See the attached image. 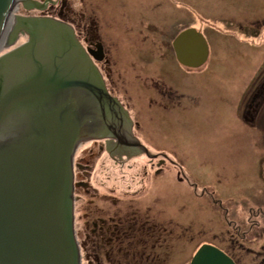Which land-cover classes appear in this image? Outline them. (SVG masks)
I'll return each mask as SVG.
<instances>
[{
    "label": "rangeland",
    "instance_id": "obj_1",
    "mask_svg": "<svg viewBox=\"0 0 264 264\" xmlns=\"http://www.w3.org/2000/svg\"><path fill=\"white\" fill-rule=\"evenodd\" d=\"M68 2L76 12L79 0ZM84 3L89 10L99 6V0ZM101 5L109 24V39L116 43V74L128 65V79L118 77L116 86L121 92L128 89V108L141 126L145 144L151 145L149 151L164 152L171 162L132 199L146 202L163 216L165 264H188L205 242L232 252L236 264H264V215H258L260 207V212L264 210V121L259 128L253 127L242 119L241 112V105L250 100L249 82L264 73V24H254L264 18V0H101ZM16 6L14 13L24 12L22 2ZM152 11L162 16L151 15ZM145 16L159 27L174 21L175 32L195 29L202 34L208 46L206 62L190 69L175 60L174 54L170 60L161 61L149 58L147 50L136 53L143 46L144 36L150 42L157 39L148 32ZM127 20L128 28L122 29ZM170 29L164 27L169 33ZM15 40L17 46L25 37ZM133 45L135 49L130 51ZM149 49L155 51L154 47ZM142 57H148L150 65L139 60ZM150 78L184 95L180 105L170 109L168 104V111L151 105L149 99H156L155 92L147 94L143 87L149 85ZM261 115L264 118V112ZM103 156L94 159L89 189L76 188L75 197L83 195L82 209L92 208L88 200L99 201L94 188L103 194L99 199L110 194L105 186L113 182H107V173L100 171ZM144 163L145 158L135 165L140 168ZM178 166L182 180L176 177ZM110 171L114 184H122L118 183L119 168ZM114 195L126 200L123 190ZM77 200L74 227L78 229L82 222L78 223L81 211ZM226 212L229 220L243 228L253 224L254 232L244 240L243 250H231L228 244L232 230L224 220ZM81 243L79 239L77 245ZM87 249L81 246V264H95Z\"/></svg>",
    "mask_w": 264,
    "mask_h": 264
},
{
    "label": "flooded vegetation",
    "instance_id": "obj_2",
    "mask_svg": "<svg viewBox=\"0 0 264 264\" xmlns=\"http://www.w3.org/2000/svg\"><path fill=\"white\" fill-rule=\"evenodd\" d=\"M18 1L22 2L21 7L26 14L14 15L13 26L8 32L10 40L8 44L1 47L0 55H4L14 48H21V51L17 60L7 61L6 64L11 66L13 63L25 60L24 54L31 51L43 54L34 48L43 46L41 43H45L44 40L49 39L48 48L45 47V50L52 52L58 58L64 52L73 54L77 67L73 68L71 74L74 75V71L79 72L80 70L81 79H85L87 85L93 89L84 91L86 96L88 95L86 100L90 102V107L88 105L87 108L92 109L93 116L86 126H84L86 123H81L80 127H77V132L79 131L81 136L73 141L70 165L72 166L73 183L78 184L74 188V192L76 188H82L83 191L89 189V179L94 173L96 156L100 158L104 155L100 171L107 173V176L104 177L107 182L113 183L112 185L108 183L105 186L110 194H104V199H99L103 195L99 189H93V192L96 193L94 197H97L99 201H86V203L92 204V208L82 209L83 195L77 196V201L80 202L79 211H81V214H78V223L82 222V227L78 229L74 227V234L77 243L79 239L82 241L81 245L78 244L79 254L83 251V249L81 250L82 246L88 248L87 255L94 257L95 264H165L163 216L146 202L132 199L141 195L153 175H160L166 164L171 162L164 152H150L141 139L135 135L141 126L139 127V122L130 115L128 110V89L121 92L116 86L118 77L125 75V78L128 79V65L124 72L116 74L113 63V50L116 48V43L109 39L110 35L107 30L109 24L104 19L101 0H99L98 8L92 10L86 8L84 0H79V8L76 12H73L68 0ZM109 6L112 8L111 4ZM151 15L162 16L159 12L153 11ZM149 18L150 16L143 17L147 22L146 28L149 30L148 32L156 34L157 39L155 42H150L149 38L144 36L141 41L143 46H139V50H135L136 53L147 50L150 52L149 58L161 61L170 60V56L172 57L174 54L176 60L177 53H181L179 43L177 44V41L175 43L179 35L178 32H175L176 22L173 21L172 24L160 23L162 27H159L157 24H153L155 22ZM172 19L177 20L174 17ZM261 20V22H254L256 27L264 24V18ZM42 23H50L52 26L46 27ZM238 25L240 29L243 28L240 24H237V27ZM165 26L171 27L170 33L164 31ZM62 28L72 30L76 44L72 43V46L69 47L68 42L65 41L66 37L69 38V34ZM127 28L128 20L122 26V29ZM162 29L163 31H161ZM36 32L39 34L40 42L34 47L31 40L32 37L36 40ZM22 36L25 37V40L16 46L15 38ZM56 39L59 40V43L55 41ZM151 47H154L155 51H150ZM133 48L135 49L134 45L131 49L129 48L130 51H133ZM47 52L46 54H48ZM50 56L51 60L52 55ZM147 58L142 57L139 60L150 65V63L147 64ZM63 64L66 65L65 62ZM63 67L69 70V67ZM263 74H258L249 82L247 88L250 85L248 88L250 100L241 105L242 119L257 128L264 121L261 115L264 112V78H261ZM38 78L41 80L40 77ZM54 78L62 79L60 73L56 74L53 80ZM77 78L73 80H79ZM150 80L149 85L144 84L143 87L147 94L151 91L155 92L156 99H149L151 105H156V108L159 107L164 111L180 105V99L185 97L184 95L179 94L178 91L173 90L161 80L154 81V78H150ZM53 83L55 84V80ZM53 92L63 96L67 90L57 89ZM75 92L80 95L83 93L82 91ZM37 95H42V93ZM186 98L192 101L191 96ZM168 104H171L170 109H167L169 108ZM143 158L147 163H144L140 168L137 167L135 164ZM116 168H119L121 175L118 180V183H122L120 185L114 184V180L109 176L110 170ZM181 176L183 173L178 166L176 177L178 180H182ZM102 182L104 183V181ZM124 183L125 185H123ZM193 185L195 184H190V186ZM122 190L126 200H121L114 195L115 192ZM83 194L85 195V193ZM77 197L74 198V203ZM260 209L261 207L258 210V215H264V210L260 212ZM223 217L227 226H230L232 230H230L232 234L228 238L231 240L228 242L231 250L242 249L244 240L254 232L250 227L253 224L249 223L248 227L244 226L243 228L234 220H229L228 213ZM224 252L234 260L232 252L229 250H224ZM259 255H261L260 251L257 253V256Z\"/></svg>",
    "mask_w": 264,
    "mask_h": 264
},
{
    "label": "water",
    "instance_id": "obj_3",
    "mask_svg": "<svg viewBox=\"0 0 264 264\" xmlns=\"http://www.w3.org/2000/svg\"><path fill=\"white\" fill-rule=\"evenodd\" d=\"M17 3L0 0V45L10 40L14 15L25 14L14 13ZM62 30L69 34L65 39L69 47L76 44L72 30ZM36 35L31 40L34 47L40 42ZM48 40L34 48L43 54L28 52L25 60L11 66L6 62L17 60L21 48L0 55V264H81L74 235V188L78 184L73 183L70 163L73 141L81 136L77 127L86 126L93 116L84 92L93 89L81 79L80 70L71 74L77 67L75 56L64 52L58 58L47 52ZM176 41L187 45L177 53L181 65L197 68L206 61L207 43L195 29L179 33ZM191 46L195 54L187 58L185 50ZM59 73L62 79L54 78V84L53 77ZM57 89L67 93L61 96L53 92ZM135 135L151 147L140 130ZM188 264L236 263L221 249L205 243Z\"/></svg>",
    "mask_w": 264,
    "mask_h": 264
},
{
    "label": "bare ground",
    "instance_id": "obj_4",
    "mask_svg": "<svg viewBox=\"0 0 264 264\" xmlns=\"http://www.w3.org/2000/svg\"><path fill=\"white\" fill-rule=\"evenodd\" d=\"M1 43L2 44L0 45V49H1V47L5 46V44H8V41H1ZM183 45L186 46L185 44H182V42L179 43V46L181 47V50H182V46ZM185 54L187 55V58H190V57H192L195 54L192 46H191V48L185 50Z\"/></svg>",
    "mask_w": 264,
    "mask_h": 264
}]
</instances>
